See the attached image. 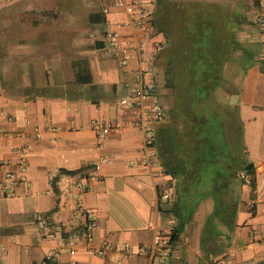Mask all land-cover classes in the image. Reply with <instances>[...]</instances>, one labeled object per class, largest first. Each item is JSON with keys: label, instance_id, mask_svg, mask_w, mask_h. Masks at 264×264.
Here are the masks:
<instances>
[{"label": "crops", "instance_id": "crops-1", "mask_svg": "<svg viewBox=\"0 0 264 264\" xmlns=\"http://www.w3.org/2000/svg\"><path fill=\"white\" fill-rule=\"evenodd\" d=\"M134 1L0 0V161L7 162L0 167V264H149L158 233L169 237L164 264H264V35L255 21L249 58L243 14L232 13L240 1L201 0L226 25L216 24L202 56L192 58L179 53L186 39L175 27L169 65L165 32L152 22L148 30L127 23ZM99 11L106 22L91 23ZM105 30L125 45L126 60ZM145 59L151 68L167 62L165 89L177 90L184 78L182 96L165 100L155 91L145 101L165 102L164 117L153 121L155 166L141 157L143 135L133 126L139 109L119 103L148 80ZM82 62L89 84L73 83ZM93 121L111 126L107 138ZM18 146L27 148L24 169ZM249 163L254 190L245 178ZM8 169L20 178L11 189L3 186ZM91 216L97 227L87 241L80 226Z\"/></svg>", "mask_w": 264, "mask_h": 264}, {"label": "built area", "instance_id": "built-area-1", "mask_svg": "<svg viewBox=\"0 0 264 264\" xmlns=\"http://www.w3.org/2000/svg\"><path fill=\"white\" fill-rule=\"evenodd\" d=\"M154 8L155 0H135L130 6H128L129 20L127 23L133 26L144 27L147 30L150 29ZM256 22L260 32L264 35V0H261V7L259 8ZM104 35L105 38L112 44V49L119 54L123 60H126L129 57V54L126 51L125 45L121 44L120 40L117 38L115 32L105 30ZM140 46V43H138V49ZM144 61H148V67L142 70V73L144 72V74L148 76V80L146 82L139 83L130 93L121 98L119 103L122 106L139 109L135 121L133 122V126L140 130L143 135L141 157L146 163L155 166L156 160L153 149V121L161 120L164 117L165 108L156 99H154L150 104H146L145 102L154 97L155 84L151 68V60L145 59ZM90 126L97 132L100 139L108 137L111 126L104 125L98 121L91 122ZM14 150L17 154L18 169H24L27 162V148L24 146H18ZM104 162H106L105 157L90 165L87 170L94 171L96 167H99ZM6 163L7 162L5 160L0 161V167L4 166ZM245 178L249 183L250 176H246ZM4 180V187L9 189L13 188L20 181L18 170H6ZM8 194H11V192L8 191ZM39 222L42 224V220H39ZM80 227L79 236L88 241L93 236V231L97 227V222L95 218L91 216L87 218ZM67 245L68 248L72 250L74 239H69L67 241ZM108 247L109 243L105 242L104 245L95 250V253L98 256H104ZM115 248L120 251H125L127 255H131L129 248L125 244H118ZM151 250V261L149 264H164L169 251V237H167V234H165V236L160 233L156 234L155 243ZM74 263L75 262L73 261L72 264Z\"/></svg>", "mask_w": 264, "mask_h": 264}, {"label": "trees", "instance_id": "trees-1", "mask_svg": "<svg viewBox=\"0 0 264 264\" xmlns=\"http://www.w3.org/2000/svg\"><path fill=\"white\" fill-rule=\"evenodd\" d=\"M155 14L154 19L152 23L157 27L162 29L165 34L166 38H168V41L166 43L165 49L167 51V57L166 60L168 64H171L172 61V32L175 30V27H179V32L181 35H184L186 41L180 42L181 45V52L186 51V56L189 54L191 55V58L195 55L202 56L203 49L202 47H208L210 44V37L213 34L212 29L216 27V23H213V18L215 17V13L212 11V21L210 20H202L201 18L203 16L198 17L197 14H195L194 11L188 12V9H192L197 5V2L187 3L185 5L182 4V6L179 8L178 5H175V3L170 2V0H155ZM256 6L259 8L261 7V0H253ZM207 4V3H206ZM209 5V4H208ZM211 8V5H209ZM208 9H206L205 13L207 14ZM259 12V11H258ZM228 15L226 17H230L231 13L230 11L227 12ZM200 14H202L200 12ZM258 15V14H257ZM257 17V16H256ZM89 20L93 24H104L106 22L105 14L103 11H99L96 13H92L89 16ZM175 21V22H174ZM230 22V21H229ZM174 23V24H173ZM214 34L216 33L215 30ZM231 41H235L237 39L234 35H231ZM190 43V44H189ZM96 45L98 46V42L96 41ZM191 46L190 51L188 52L187 49ZM240 45L239 42L237 46ZM186 47V49H184ZM231 49V47H230ZM243 51L245 55H248L249 58H252L255 54V43L246 42L243 44ZM188 54V55H187ZM74 65V63H73ZM79 70L77 73L74 74L73 83H81V84H89L91 82L90 78V72L89 67L87 64L79 63ZM80 69H82L80 71ZM84 70V71H83ZM170 69H166L165 74L166 78L168 79ZM41 90V89H40ZM35 92V95L41 94L40 91ZM46 91V89H44ZM43 94V93H42ZM246 173L250 174V181L249 185L251 186V189H255V182H254V168L252 163H249L246 165ZM252 195V194H251ZM175 238L174 233L171 235L170 241H173Z\"/></svg>", "mask_w": 264, "mask_h": 264}, {"label": "rangeland", "instance_id": "rangeland-1", "mask_svg": "<svg viewBox=\"0 0 264 264\" xmlns=\"http://www.w3.org/2000/svg\"><path fill=\"white\" fill-rule=\"evenodd\" d=\"M238 1H240L241 5L235 4V7H234L232 13L236 14L238 16L243 14V17H242V22H243L242 37H243L245 43L246 42L254 43V41H252L251 39H253L252 35L255 33V23H256L255 21H256V16L258 14V7L255 5L253 0H238ZM170 2H172V0H170ZM206 9H208L207 14L205 13ZM211 10H213V12L216 15V11H214V9L212 7L210 8L209 5L206 4L205 2H203L201 0H197V5L195 7H193L192 9H188L187 11L188 12L194 11L195 14H197L198 17L203 16L201 18L202 20L204 19V20L212 21V11ZM200 12L202 14H200ZM213 23L218 24V26L220 24L226 25V22L221 18V15H218V14L213 18ZM231 25H233V24H231ZM101 31L102 30H100V33H102ZM212 32L214 33L213 29H212ZM217 33L218 34L219 33L222 34V31L219 29L217 31ZM179 53L181 54V51H179ZM162 62H165V60H163ZM246 63L247 62L245 61V64ZM165 64L167 65V62ZM165 64L162 63L161 65H156L154 63V61H153V63H152V71L154 73L153 77L155 79V84H156L155 85V89H156L155 91H159V97L160 98H164V99L166 98V99L170 100L174 93H176V94H174V96H176V95L182 96V90H180L179 87L181 86V83L183 82L184 78H182L183 75L180 74V77H179L180 79H178L179 82L177 81L178 83H176V86H178L177 90L167 89L169 86H167L166 89H165L166 84L169 85V83L171 81V78H169L168 80L166 79V74H165L166 66H165ZM169 69H170V67H169ZM244 70H245V65H244V69H243L242 73L244 72ZM169 77H171V74H169ZM158 101L162 105L165 104V102L162 99H160ZM163 102H164V104H163ZM222 108L226 109L224 106H220V107H218V111H217V113L219 114V115L217 114V116L220 119H221L222 113L223 114L225 113L224 112L225 110L222 109ZM218 117H217V119H218ZM238 128H240V124L239 123H238ZM242 147H243V145H242ZM202 173H203V175H207V178H208V174H210V171L209 172L208 171L207 172L203 171Z\"/></svg>", "mask_w": 264, "mask_h": 264}, {"label": "water", "instance_id": "water-1", "mask_svg": "<svg viewBox=\"0 0 264 264\" xmlns=\"http://www.w3.org/2000/svg\"><path fill=\"white\" fill-rule=\"evenodd\" d=\"M235 96H232V99L234 98Z\"/></svg>", "mask_w": 264, "mask_h": 264}, {"label": "bare ground", "instance_id": "bare-ground-1", "mask_svg": "<svg viewBox=\"0 0 264 264\" xmlns=\"http://www.w3.org/2000/svg\"><path fill=\"white\" fill-rule=\"evenodd\" d=\"M233 99H235V97Z\"/></svg>", "mask_w": 264, "mask_h": 264}]
</instances>
